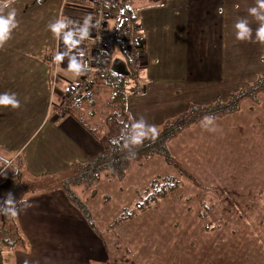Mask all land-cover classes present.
Returning a JSON list of instances; mask_svg holds the SVG:
<instances>
[{
  "label": "crops",
  "instance_id": "obj_1",
  "mask_svg": "<svg viewBox=\"0 0 264 264\" xmlns=\"http://www.w3.org/2000/svg\"><path fill=\"white\" fill-rule=\"evenodd\" d=\"M6 1L10 3L0 15L7 19L15 10V20L9 23L8 38L0 44V95L8 93L18 107L0 106V157L11 158L8 164H0V224L3 227L15 212L23 242L14 249L3 248L1 264H109L122 255L114 257L118 241L109 228L128 201L123 203L133 200L141 187L162 173L175 178L176 173H168L171 171L162 160L154 158L144 167L133 164L122 182L104 179L94 189L95 196L93 190L81 196L90 216L70 202L58 185L59 179L74 165H85L98 154L110 152L111 140L121 131L115 107H111L112 89L100 79L81 103L71 106L67 117L57 116L64 95L79 81V74L69 65L81 52L77 45L64 43L63 33L54 35L49 25L67 18L94 20L95 9L65 0ZM240 1L255 10L257 36L264 26L261 0H131L145 45L146 65L139 84L146 91L141 96L129 94L128 110L136 123L144 121L146 133L151 126L161 127L196 105L199 101L189 99L190 94L206 102L214 96V104L227 102L233 94L219 97V82L225 69L235 76L239 73L242 51L229 37L231 32L234 36L235 22L241 19L235 17L236 11L230 13L226 8L234 9ZM230 20L233 24L228 29ZM58 54L63 55L61 61L55 59ZM260 59L261 55L256 62ZM108 68L125 77H130L132 70L121 53H114ZM86 118L102 133L85 123ZM213 127L215 131L202 125L188 129L170 144L176 147L172 151L184 158V166L200 178L206 190L222 193L225 186L231 198L232 193L237 196L260 189L256 195L264 201V98L258 105L245 102L240 112L214 121ZM16 159L23 163L18 169L22 177L17 179L12 175ZM192 191L201 196V189ZM252 194L245 198L254 200ZM118 200L122 204L115 208ZM197 203L199 209L191 211L192 216L203 222L199 219L202 203ZM260 206L263 223L264 203ZM3 209L6 212L1 214ZM213 209L211 214L216 209L224 214L218 204ZM208 219L201 229L204 234L211 232L207 228L216 227V222ZM12 224L10 220L8 226ZM124 225L117 230L119 236Z\"/></svg>",
  "mask_w": 264,
  "mask_h": 264
},
{
  "label": "rangeland",
  "instance_id": "obj_2",
  "mask_svg": "<svg viewBox=\"0 0 264 264\" xmlns=\"http://www.w3.org/2000/svg\"><path fill=\"white\" fill-rule=\"evenodd\" d=\"M65 2L67 4H70L71 2H73V0H65ZM85 2V4L81 3V5H89L94 10V7L92 6L90 0H85ZM227 9H229L228 11L230 13L236 11L235 17L240 16L241 19L240 22H235L236 27L234 36L231 32V36L229 37V39L232 41V44L235 42L237 43V45H239V48L242 51V60L241 63L238 64V68L240 69L238 70L239 73L236 76L233 73L229 74L227 69H225L223 75L220 76L219 85L221 84L220 89L222 92L219 97H223L224 99L227 98L229 93L233 92V94H235L244 90L247 86V83H255L257 79L264 74V62H256V60L259 59L260 55L261 57L264 56V43L258 40L257 36L255 35L256 32L254 34V28L256 26L254 25V18L252 16L253 10L251 6L248 2L241 3L240 1V3L236 4V8L232 9L229 6L228 8H226V11ZM68 19H76L80 22L90 21L78 18H67L64 20V23ZM232 24L233 20H230V23L228 24V26H226V28L231 29ZM238 24H244L249 29V33L242 40L237 38V33L239 31V29L237 28ZM114 28L115 21L109 19L108 31L110 36L113 35ZM144 46L145 45L141 42V48L143 49H140V52L143 68L146 65L145 60L143 59L145 49ZM255 52H257L256 55ZM140 75L141 73L133 74V72L130 75L128 97L129 94L134 96H141L145 94V87L139 84ZM64 96L65 97L63 98V101L60 104V108L57 112L58 117L61 110H63L64 108H66L65 117H67L72 111V104L75 103V99L71 91L69 92V94L67 92ZM188 98L192 101H199L196 105L209 106L212 105L210 103L217 101L216 97L211 96L207 97L208 102H206V100L198 98L197 94H190ZM261 98H264V95H260L258 97V104ZM112 101L113 102L111 107H114V96ZM97 109L100 110L99 108ZM110 111H112V108L110 109ZM127 112L133 123H136L132 115L129 113L128 99ZM98 116L101 117V114H98ZM87 119L88 118H86V121L84 120L85 123H89L88 125H90V127L96 133L101 134L102 129L92 126V122H88ZM116 120L119 122L120 131L122 133L118 116L116 117ZM117 121H114L113 124L117 123ZM155 128L158 129L159 127ZM148 133L149 131L147 132V134ZM175 139L168 143L170 153L173 158L182 166L184 172L190 177L192 176V179H189L187 176L181 175L178 170L167 164V162L161 157L150 158L147 162L144 163V165H140L136 162L133 163L139 167H144L149 163V161L154 158L161 159L166 168L171 171L168 173H176L177 177L175 178L173 176H169V174L167 173H162V176L159 177L174 178L179 182L181 188L175 193L168 195L166 199L160 201V203L157 204L154 209L146 212H149V214L143 217L139 216L135 220L125 223L126 225L122 224L124 226L122 227L120 232L121 236L118 235L117 231L121 226L118 227L115 232L111 231L118 241V246L116 248L117 250H115L114 252V257H119L121 254L122 255L120 259H115L109 264H121V262L123 261L122 258L124 257V259H126L127 256L128 258L132 259V264H264V222L262 223L260 215V213H262V207L260 206V204L264 203V201L256 195V192L257 194H259L260 189H251L249 193H247L246 190L242 194H239L237 196H234L235 193H232V199L229 197V190L225 189V186H220L221 189H223L222 193H217L216 190H209L208 188L206 190L205 187H202L200 181H198V179L200 178L196 177V175L192 173V171L190 172L189 169L184 166V158H178L179 156L172 151L174 150L173 147H176L174 145L171 146L170 144H172ZM114 140H111L110 142V149L111 144ZM103 153L106 152H102L97 156ZM0 158L4 160L11 159L9 157H6L7 159H5L4 156ZM7 162H10V160ZM133 164H131V166ZM15 166H17L16 169L18 170V161H16ZM34 185V187H37L38 189L40 188L39 185ZM149 185L150 184H148L144 188L141 187V191L148 188ZM196 187L202 190V192L200 193V197L192 191V189ZM262 189L264 192V188ZM78 193L82 195V192ZM250 193H254L251 195L254 200H247L245 198ZM214 196L217 199H215ZM135 199L136 194L133 200H126L123 203L124 205L128 201L123 209L131 206L134 203ZM199 200L200 204L207 203L214 206L218 204L219 208L224 212V214L220 215L216 213L217 211H220L219 209H216V212H214L213 214H211L212 212L210 213L211 217H209V219L199 218L201 221H203L200 222L199 220H197V218H193L191 212L194 209H199V205L197 203L199 202ZM121 204L122 202H120L119 200L117 201V203L114 202L115 208L116 206H119ZM120 215L121 214H119L118 217ZM118 217H115L113 222ZM207 219L210 223L216 222V227L213 226V229L209 230L211 231L209 234H204L203 230L201 229H203L202 227L205 225L204 220L206 221ZM217 223H221L222 227H218L219 225H217ZM260 223H262L263 226L260 225ZM0 226L2 227V223L0 224ZM218 229L219 231H217ZM2 250L3 247L0 246V251L3 253ZM126 250L130 252V255L126 253Z\"/></svg>",
  "mask_w": 264,
  "mask_h": 264
},
{
  "label": "trees",
  "instance_id": "obj_3",
  "mask_svg": "<svg viewBox=\"0 0 264 264\" xmlns=\"http://www.w3.org/2000/svg\"><path fill=\"white\" fill-rule=\"evenodd\" d=\"M130 2L131 0H119L117 2L112 0L111 4L105 6V11L109 12L115 20L114 33L110 36L108 32V35L114 45L115 53H121L122 55L123 48L121 46V40L124 38L125 29L131 23L137 22L133 10L131 9ZM80 61L81 58L78 56L76 58V63L80 65L81 71ZM127 63L132 67L129 61H127ZM100 80L105 86L113 90L114 107L116 109L115 116H118L120 120L122 129L121 136L112 142L109 153L106 152L96 156L85 165H74L72 171L68 175H62L63 178L61 177V179H59L60 184H58L67 195L70 202L86 216H90V212L88 207L83 203V198L81 196L90 190H93L92 195L95 196L96 193L94 189L104 179L113 178L122 182L131 164L134 162L144 165L150 158L161 157L167 164L178 170L181 175L192 179V176L190 177L187 175L182 166L173 158L168 143L179 137L188 129L202 125V120L205 116H213L214 121L224 119L240 112L242 105L247 101L258 104V97L264 95L263 74L255 83L248 84L244 90L239 93L231 94L227 102L218 101L209 106L192 105L186 113L168 121L156 129L155 137L149 132L142 140V143L135 144L132 143V137L136 134V131L132 127L134 123L127 112L130 77L121 76L107 68ZM69 92L70 90L68 94ZM79 103H81V101L73 103L72 107ZM88 130L93 132L91 129ZM17 161L19 168L23 166L21 160ZM0 164H8V162L0 158ZM12 169V175L15 179L22 177L20 170H16L14 167ZM180 188L181 185L174 178H156L150 183L148 188L136 193L134 203L123 209L121 215L111 224L109 230L115 232L122 224L131 222L147 211L154 209L160 201L166 199L168 195L175 193ZM79 190H81L82 195L78 193ZM201 207L202 212L200 218L206 219L212 212L214 205L202 203ZM5 212L6 209H3L1 214ZM10 220L13 224L8 226ZM211 229L212 228H208V231ZM20 242H23V238L20 236L15 218L13 216L11 218L8 217L5 219L3 227L0 228V246L14 249L16 246H19ZM126 253L130 255L128 250H126ZM1 255L2 252L0 251V264ZM122 259L123 261L121 264H132V259L128 258V256L126 259H124V257Z\"/></svg>",
  "mask_w": 264,
  "mask_h": 264
},
{
  "label": "built area",
  "instance_id": "obj_4",
  "mask_svg": "<svg viewBox=\"0 0 264 264\" xmlns=\"http://www.w3.org/2000/svg\"><path fill=\"white\" fill-rule=\"evenodd\" d=\"M87 1V0H86ZM95 9V19L85 22H80L76 19H68L65 22L63 32L66 35L72 33V39L78 41L76 44L80 50L79 57L81 58V71L79 73V81L70 88L76 102L82 101L93 88L97 85L98 78H101L106 72L110 60L114 55V45L108 35V21L112 20V15L105 11V6L111 4L112 0H90ZM85 0H73L71 3L85 4ZM10 2L0 0V10L5 4ZM87 31V36L83 33ZM141 26L138 22L131 23L125 29V35L121 40L123 48V56L132 64L133 74H138L143 71L141 62ZM131 72V74H132ZM67 102V99H66ZM65 102V103H66ZM66 108L61 110L59 118L65 117Z\"/></svg>",
  "mask_w": 264,
  "mask_h": 264
},
{
  "label": "clouds",
  "instance_id": "obj_5",
  "mask_svg": "<svg viewBox=\"0 0 264 264\" xmlns=\"http://www.w3.org/2000/svg\"><path fill=\"white\" fill-rule=\"evenodd\" d=\"M4 7H8V4L6 3ZM260 7L264 8V0H261ZM255 11V10H253ZM15 20V10H12L9 14L7 19L3 18V15H0V44L3 43L8 38V32H9V23ZM87 23V21H85ZM51 28V31L54 35L59 36L61 32L64 31L66 25L61 19L59 22L55 24L49 25ZM237 28L239 29L237 33L238 39H244L245 36L249 33V29L244 24H238ZM83 36H87V31L83 33ZM257 37L261 42H264V26H261L257 31ZM64 43L66 45H69L71 47H75L78 41H74L72 39V33L68 32L64 36ZM56 61H61L63 59V55L58 54L55 57ZM262 62H264V56L261 57ZM69 69L74 72L75 74H79L80 72V65L76 63V61L73 59L72 62L69 65ZM12 105L13 108L18 107V104L14 101L13 98L9 97L8 93H4L0 95V106H8ZM214 125V117L213 116H205L202 120V126L207 129L208 131H215ZM133 129L136 131V134L132 137V143L140 144L142 143V140L147 135L144 125V121L141 119L139 122L134 123L132 125ZM149 132H151L152 136H156V128L154 126H151L148 129ZM13 216H16V213L13 212Z\"/></svg>",
  "mask_w": 264,
  "mask_h": 264
},
{
  "label": "water",
  "instance_id": "obj_6",
  "mask_svg": "<svg viewBox=\"0 0 264 264\" xmlns=\"http://www.w3.org/2000/svg\"><path fill=\"white\" fill-rule=\"evenodd\" d=\"M116 73V72H115ZM116 74H119V73H116Z\"/></svg>",
  "mask_w": 264,
  "mask_h": 264
}]
</instances>
